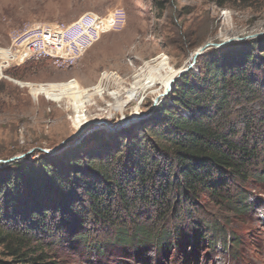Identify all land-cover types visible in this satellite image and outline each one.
I'll return each instance as SVG.
<instances>
[{"label":"trees","instance_id":"trees-1","mask_svg":"<svg viewBox=\"0 0 264 264\" xmlns=\"http://www.w3.org/2000/svg\"><path fill=\"white\" fill-rule=\"evenodd\" d=\"M263 92L264 38L212 48L142 123L0 165V264H50L43 253L35 256L39 244L83 240L103 251L105 242H129L138 251L151 243L159 255L182 239L200 244L216 227L201 221L194 206L200 194L239 215L247 196L233 187L264 183V108L248 107ZM233 105L240 107L235 114ZM216 236L224 248L234 241L219 227Z\"/></svg>","mask_w":264,"mask_h":264},{"label":"rangeland","instance_id":"rangeland-1","mask_svg":"<svg viewBox=\"0 0 264 264\" xmlns=\"http://www.w3.org/2000/svg\"><path fill=\"white\" fill-rule=\"evenodd\" d=\"M84 16L91 23L88 34L97 36L80 51H59V58H67L65 62H57L56 54L46 59L28 55L2 69L3 167L34 159L37 151L52 156L72 143L80 144L95 131L120 133L147 120L156 109L140 118L161 94L155 92L156 87L134 99L133 91L149 78V73L142 70L148 62L164 58L176 78L206 44L233 40L229 45H234L240 43L237 39L264 34V0H225L222 7L208 0H0V49H9L33 25L70 26ZM51 31L60 44L77 42L74 30ZM69 81L76 87L58 86ZM115 94L124 97L123 104L114 99ZM231 107L233 114L240 109L238 105ZM248 107L261 111L264 92L255 96ZM179 112L186 114L184 109ZM136 113L140 117H133ZM130 118L139 120L126 123ZM89 121L106 124L90 125L71 138ZM120 121L124 122L116 127ZM114 126L116 129L110 130ZM63 142L57 151L50 152ZM16 157L21 158L4 163ZM233 188L232 192L240 190L247 196L248 210L243 214H234L208 195L197 197L194 206L201 221L216 224L210 226L207 238L198 245L182 239L169 254L159 255L151 243L137 251L129 242H105L102 251L98 245L79 240L39 244L35 256L43 253L41 260L50 264H264V183L250 179ZM145 210L138 209V214ZM149 213L152 215L153 210ZM217 227L223 229L227 241L234 238L225 248L222 236H216ZM113 234L98 233L93 243L112 238ZM210 238L217 243L216 248ZM37 244L35 240L30 243L32 247Z\"/></svg>","mask_w":264,"mask_h":264},{"label":"bare ground","instance_id":"bare-ground-1","mask_svg":"<svg viewBox=\"0 0 264 264\" xmlns=\"http://www.w3.org/2000/svg\"><path fill=\"white\" fill-rule=\"evenodd\" d=\"M27 36H28V30L22 32L20 36L15 41H13L9 49H0V63H4L5 58H11L9 64L11 63L14 64L16 61H19V58H14L13 49L15 47H22V44L26 43ZM55 37H56L55 33L51 31V39H55ZM33 41L49 42V33H47L45 29H40V30L34 29L33 30ZM28 55H29V58H36V59L45 58L46 59V57H49L53 54L48 53V50H39V52L36 53V46H33L32 44H25V52L23 54V58L27 59ZM142 70L147 71L149 73V78L140 86L139 89H135L133 91L134 99L143 95V93H146L148 90L154 89L156 87L157 89H154L155 92L161 95L158 96L155 100L158 99L160 101V99L165 98L169 85L172 82V80L175 79V76H176V73L173 72L169 68L165 59L161 58V61L159 62H153V63L148 62L147 64H145ZM138 81L139 80H137V82ZM58 86L59 87H66V86L76 87V85L70 81L65 84H58ZM78 91H79V88H78ZM86 91H88V89ZM113 97L115 100H118V102L123 104V101H124L123 96H119L118 94H115L113 95ZM135 110L137 111L138 108ZM133 117H140V115L136 113L133 115ZM90 122H93V121L87 122L81 128L80 131H82Z\"/></svg>","mask_w":264,"mask_h":264},{"label":"built area","instance_id":"built-area-1","mask_svg":"<svg viewBox=\"0 0 264 264\" xmlns=\"http://www.w3.org/2000/svg\"><path fill=\"white\" fill-rule=\"evenodd\" d=\"M88 27H91V23H88V16L82 17L70 26L33 25V28H28V36L26 37L25 44H32L33 46H36V53L39 52V50H48V53L56 54V61L62 63L65 62L67 58H59V51H80L81 49H85L87 46L91 45L93 39L97 35H89ZM57 28L74 30L77 34V42L67 41V44H60L58 43V39H51V30H57ZM34 29H45L46 32L49 33V42L33 41ZM25 44H22V47H15L13 49L14 58H19V61L23 60ZM10 60L11 58H5L4 64L0 65V73H2V69L9 65Z\"/></svg>","mask_w":264,"mask_h":264},{"label":"water","instance_id":"water-1","mask_svg":"<svg viewBox=\"0 0 264 264\" xmlns=\"http://www.w3.org/2000/svg\"><path fill=\"white\" fill-rule=\"evenodd\" d=\"M259 37H264V34L263 33H260V34H255V35H250V36H247V37H245V38H242V39H237L239 42H244V41H246V40H251V39H256V38H259ZM236 40V41H237ZM232 42H234L233 40H228V41H225V42H223V43H221V44H216V43H208V44H206L204 47H202V48H200L197 52H196V54H195V57H194V60H193V62L189 65V67H187V68H184L183 70H181V72L177 75V77L175 78V79H173L172 80V82L170 83V85H169V88H168V91L166 92V96H165V98L163 99V100H161V101H159L158 99L157 100H155L154 102H153V104H152V106L149 108V110H148V112H146L140 119H143V118H146V116H148L150 113H152L155 109H157V107L159 106V105H161L164 101H165V99L170 95V93L172 92V90H173V87H174V85H175V83L178 81V80H180L181 78H182V76H184L185 74H187L188 72H190L191 70H193V68H194V66H196V64H197V60H198V58L206 51V50H208L209 48H215V49H220V48H222V47H225V46H228L229 44H231ZM139 120V119H138ZM138 120H134V119H128V120H126V123L127 122H132V123H134V122H137ZM124 121H120L119 123H117L115 126L117 127L120 123H123ZM99 124H106L105 122H101V123H92V122H90L82 131H80V132H77V133H75L74 135H72V137L71 138H76L77 136H79V135H81V133L86 129V128H88V126H90V125H99ZM114 126V128H110V130H115L116 129V127ZM65 144V142H63L62 144H60L56 149H54V150H52V151H50V152H54V151H57L62 145H64ZM44 152H46V153H50L49 151H44ZM30 154V153H29ZM28 155V154H27ZM21 157H23V156H21ZM21 157H16V158H13V159H10V160H6V161H4V163L5 164H9V163H12V162H14L15 160H18V159H20Z\"/></svg>","mask_w":264,"mask_h":264}]
</instances>
